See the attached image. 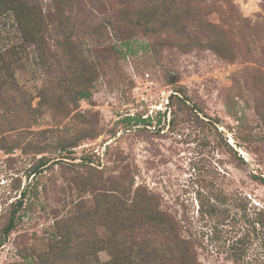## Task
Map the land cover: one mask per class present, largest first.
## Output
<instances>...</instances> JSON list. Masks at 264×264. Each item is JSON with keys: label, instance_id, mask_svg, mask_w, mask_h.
Returning <instances> with one entry per match:
<instances>
[{"label": "rangeland", "instance_id": "374dc122", "mask_svg": "<svg viewBox=\"0 0 264 264\" xmlns=\"http://www.w3.org/2000/svg\"><path fill=\"white\" fill-rule=\"evenodd\" d=\"M141 1L73 0L62 7L71 29L63 32L96 73L89 100L75 105L67 96L40 105L42 91L63 95L68 79L67 50L56 43L65 38L62 31L47 40L50 69L28 49L11 66L12 84L1 83L0 75V241L22 202L15 229L0 245V264H30V258L48 264L42 259L55 220L91 198L81 184L90 173L108 180L124 171L133 188L153 194L160 209L199 240V264H264V183L252 177L264 178V0H188L200 26H189L187 36L139 25L134 16ZM42 4L55 9L52 0ZM201 22L225 35L226 57L205 45ZM3 23L0 49L16 42L10 22ZM168 99L171 114L160 113L157 124L158 114H149ZM27 105L38 112L24 113ZM128 115H149L156 131L141 124L125 130L121 121ZM76 140L70 151L58 150ZM105 144L100 172L80 162L95 157L93 151L102 155ZM41 158L47 167L32 176ZM22 190L26 196L19 199ZM218 196L230 211L223 225ZM210 207L215 214L201 213ZM96 232L105 238L102 227ZM232 243L244 245L240 261L227 259ZM98 259L108 261V252L99 251Z\"/></svg>", "mask_w": 264, "mask_h": 264}, {"label": "trees", "instance_id": "16d2710c", "mask_svg": "<svg viewBox=\"0 0 264 264\" xmlns=\"http://www.w3.org/2000/svg\"><path fill=\"white\" fill-rule=\"evenodd\" d=\"M52 1L54 10H45L42 0H0V22H4V26L6 20L10 22L16 41L12 46L0 49V75L4 74L6 78L1 80V83L12 84L11 66L20 60L19 53L27 55L28 49L42 65H47L48 69L52 67L51 62H48L53 56L47 40L53 38V33L57 31H71L62 21L61 9L64 5L71 7L73 0ZM186 2L188 0H142L134 17L139 25L149 29L174 31L176 35L187 36L191 32L189 26H200V20L192 15ZM201 28L205 30V45L219 56L226 57L231 48L220 29L210 23H202ZM64 34L65 38L56 40V43L58 47L67 50L71 65L68 67V79L62 81L65 84L63 95L52 96L51 93L42 91V106L52 99H63L67 96L75 105L80 100H89L92 97L91 88L96 73L88 71L85 58L73 51L70 34ZM175 97L183 104L186 103L180 94L176 93ZM15 110L18 112L19 108L16 107ZM23 112L33 116L38 110L27 105ZM158 117L157 124L160 123L161 116ZM121 123H124L125 130L139 124L148 128L151 120L142 119L140 116H127ZM77 141L66 146L61 145L58 150L61 153L70 151L77 145ZM93 158L87 157L80 162L92 171L100 172L103 169L99 166L101 162ZM47 161L41 158L33 168L32 176L47 167ZM90 176L81 184V189L91 194L89 202L81 199L66 211V215L55 220L52 235L47 243L48 252L43 261L48 264H101L98 253L106 250L109 259L102 264H199L195 248L199 240L192 236L190 231L185 230L180 222L161 210L158 199L153 194L142 186L133 188L134 183L129 171L108 180H104L100 174L90 173ZM252 177L264 183V178ZM25 196L26 192L22 190L19 199ZM226 204V199L218 196V225L225 224L230 218ZM17 207L3 228L0 245L15 229V214L22 208L21 201L17 202ZM203 209L202 214L216 212L213 207ZM96 227L104 229L105 238L97 235ZM185 233L188 236H185ZM138 236L143 238L142 242H137ZM150 236L159 238L163 246L157 247V244L151 242ZM244 249L243 244L235 247L232 243L227 250V259L240 261L245 253ZM28 263L35 264V259L30 258Z\"/></svg>", "mask_w": 264, "mask_h": 264}, {"label": "built area", "instance_id": "2783aa9c", "mask_svg": "<svg viewBox=\"0 0 264 264\" xmlns=\"http://www.w3.org/2000/svg\"><path fill=\"white\" fill-rule=\"evenodd\" d=\"M174 94H176V93H174ZM154 108H155V110H152V112L149 114L150 116H151L153 113H157L158 116L161 115L160 113H162L163 115L169 117V115L171 114V109H170L169 99H168L167 101H165V104H160L159 106L154 107ZM163 108H164V110H163ZM149 115L146 116L145 118H144L145 115H142L141 118H142V119H148V117H150ZM128 116H129V117H133V116H131V115H128ZM165 116H163V117L165 118ZM167 125H168V123H167ZM148 128H150L151 131H156L155 126H153V127H150V126H149ZM106 146H107V145L105 144V145H104V151L102 152V155L98 154V151H93L94 154H97V155H95V159L98 160L99 162H101V164L103 163V157H104L105 147H106Z\"/></svg>", "mask_w": 264, "mask_h": 264}]
</instances>
